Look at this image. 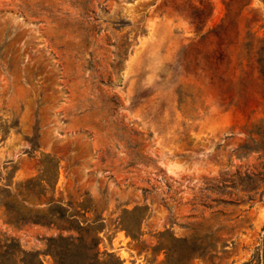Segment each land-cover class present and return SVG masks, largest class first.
I'll return each instance as SVG.
<instances>
[{"label":"rangeland","instance_id":"obj_1","mask_svg":"<svg viewBox=\"0 0 264 264\" xmlns=\"http://www.w3.org/2000/svg\"><path fill=\"white\" fill-rule=\"evenodd\" d=\"M263 175L264 0H0V264H264Z\"/></svg>","mask_w":264,"mask_h":264},{"label":"trees","instance_id":"obj_2","mask_svg":"<svg viewBox=\"0 0 264 264\" xmlns=\"http://www.w3.org/2000/svg\"><path fill=\"white\" fill-rule=\"evenodd\" d=\"M36 138V136L30 138V142L33 146H36ZM40 166V173L37 176L28 179L24 184L32 188L30 192L32 195L37 197H44L49 193V190H51V192H53L54 190V186L56 184L58 176L59 160L54 155L43 153L40 158ZM255 185H252L249 189L254 190L256 188ZM251 197L252 196H250V199ZM67 212L68 211L64 207L63 203L55 200L54 196H51V198H49V207L47 213H38V215L35 216L34 219L36 221H45L48 220L49 216L56 217L58 219L69 220L70 216L67 214ZM177 245L183 246L184 252L179 260L174 261V264H186V262L190 258L194 257H218L220 253L218 250L219 246L217 244H214L212 240L205 242L204 238L199 237H192L191 239L174 237V246ZM228 246L229 244L226 241L222 243V254H225L227 252L226 248ZM175 253L177 252H175L174 247V259Z\"/></svg>","mask_w":264,"mask_h":264}]
</instances>
